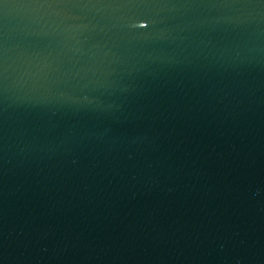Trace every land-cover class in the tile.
I'll use <instances>...</instances> for the list:
<instances>
[{
  "label": "water",
  "instance_id": "1",
  "mask_svg": "<svg viewBox=\"0 0 264 264\" xmlns=\"http://www.w3.org/2000/svg\"><path fill=\"white\" fill-rule=\"evenodd\" d=\"M0 264H264V0H0Z\"/></svg>",
  "mask_w": 264,
  "mask_h": 264
}]
</instances>
